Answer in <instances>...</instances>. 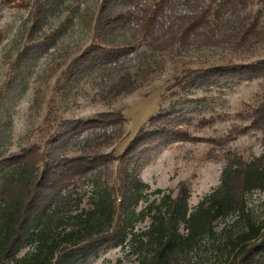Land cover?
Wrapping results in <instances>:
<instances>
[{
	"label": "trees",
	"instance_id": "trees-1",
	"mask_svg": "<svg viewBox=\"0 0 264 264\" xmlns=\"http://www.w3.org/2000/svg\"><path fill=\"white\" fill-rule=\"evenodd\" d=\"M51 1L54 6L62 2ZM139 1L102 2L93 42L70 64L63 89L70 90L88 74L109 70L117 73L108 92L111 98L140 88L129 62L135 46L111 43L115 32L135 18L134 7L143 10L138 16L139 37L153 49L177 47L180 51L201 41L215 47L228 42L246 50L264 40V30L259 29L261 14L247 11L264 0H157L152 7H141ZM41 2L33 11L35 27L46 14ZM21 4L29 6L25 0ZM179 6L191 10L173 14ZM169 18V23L176 19L182 26L170 39L158 42L159 27H167ZM50 40L47 36L35 51L49 47ZM150 71L140 73L146 77ZM262 78L264 59L247 65H219L188 86L231 88L236 81ZM240 117L249 125L235 126L226 137L214 140L220 149L251 131L264 134V97L249 104ZM126 122L122 111L88 121L63 120L45 148L32 144L18 153L4 150L0 139V264H87L109 248L135 257V264H186L202 248L216 253L214 264H264V221H257L247 206L252 191H264V153L248 161L229 152L221 184L193 209L185 183L176 197L156 190L154 194L163 196L151 201L150 185L139 177L138 165L163 145L191 141L187 130L191 122L184 110L162 113L149 120L122 155L102 154V148L123 139ZM119 161L123 167L112 183L113 166ZM89 186V193L81 192ZM87 196L88 205L83 206ZM143 202L146 206L139 209ZM230 218L234 219L231 224L217 230L218 223ZM142 224L147 226L142 228ZM26 248L29 251L19 257ZM116 264L125 263L119 259Z\"/></svg>",
	"mask_w": 264,
	"mask_h": 264
},
{
	"label": "rangeland",
	"instance_id": "rangeland-1",
	"mask_svg": "<svg viewBox=\"0 0 264 264\" xmlns=\"http://www.w3.org/2000/svg\"><path fill=\"white\" fill-rule=\"evenodd\" d=\"M0 0V139L4 150L18 153L21 149L39 144L45 148L49 136L59 130L63 120L88 121L103 113L122 111L127 120L124 137L113 145L100 150L102 154L114 151L122 155L133 138L149 120L162 113L184 110L191 126L187 129L191 141L177 140L149 153L137 167L141 180L150 185L149 200L172 193L176 197L185 183L190 189V207L193 209L221 184L222 171L229 152L250 161L264 153V134L251 131L241 135L225 148L214 140L226 137L235 126L249 125L240 114L249 104H257L264 97V78L253 81H236L232 87L188 86L204 71L219 65L251 64L264 59V40L245 49L231 43L206 46L201 41L186 50H160L151 48L139 37L136 13L129 25L118 29L111 37L112 44L134 45L135 52L129 62L133 74L141 82L138 90L130 95L113 99L108 95L117 78L111 70L88 74L74 87L63 89L70 76V64L93 42L95 21L104 0H62L54 6L51 0H42L46 13L36 25L33 16L38 0ZM51 1V2H49ZM140 2V1H139ZM157 0H141L140 6L152 7ZM178 3V2H177ZM176 13L186 10L176 7ZM191 9L187 8L186 11ZM167 11L171 12V8ZM260 13L259 29L264 30V3L252 5L248 10ZM165 20V19H164ZM163 20V21H164ZM157 33L159 41H166L180 30L182 24L173 19ZM47 36L51 45L38 52L35 48ZM219 36L225 37L223 33ZM160 50V51H159ZM151 69L146 77L142 72ZM217 87V88H216ZM112 131V128L107 130ZM102 133L103 131H97ZM90 133H85L87 137ZM76 153H73L75 155ZM121 161L113 166L117 181ZM92 186L81 192L89 193ZM161 190L163 195L153 192ZM87 196L83 206L88 205ZM143 202L139 209L146 206ZM247 206L257 221H264V191L255 190L247 196ZM218 223L221 230L225 223ZM147 224L140 227L145 228ZM29 248L21 251V257ZM135 264L136 258L119 248H109L87 264ZM217 255L210 248L195 252L186 264H214Z\"/></svg>",
	"mask_w": 264,
	"mask_h": 264
}]
</instances>
